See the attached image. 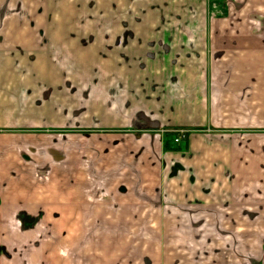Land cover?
<instances>
[{
	"label": "crops",
	"instance_id": "obj_1",
	"mask_svg": "<svg viewBox=\"0 0 264 264\" xmlns=\"http://www.w3.org/2000/svg\"><path fill=\"white\" fill-rule=\"evenodd\" d=\"M232 239L263 255L264 0H0V264H238Z\"/></svg>",
	"mask_w": 264,
	"mask_h": 264
},
{
	"label": "flooded vegetation",
	"instance_id": "obj_2",
	"mask_svg": "<svg viewBox=\"0 0 264 264\" xmlns=\"http://www.w3.org/2000/svg\"><path fill=\"white\" fill-rule=\"evenodd\" d=\"M188 130V129H186ZM189 132L187 135L190 133L191 130H188ZM186 135V137H187ZM260 245V249L263 252L262 256H258L256 253L254 254L253 251H244L245 253L243 255L239 254V251H236V244L237 241L233 239L231 240V250L234 252L235 257L237 259L238 264H264V240L262 239L261 242H258Z\"/></svg>",
	"mask_w": 264,
	"mask_h": 264
},
{
	"label": "rangeland",
	"instance_id": "obj_3",
	"mask_svg": "<svg viewBox=\"0 0 264 264\" xmlns=\"http://www.w3.org/2000/svg\"><path fill=\"white\" fill-rule=\"evenodd\" d=\"M209 1H212V0H209ZM209 17H210V15H209ZM191 131H192V129H190ZM170 138H169V141H172L173 140V142H174V139H175V137H176V135H174V134H167ZM167 136V137H168ZM185 140V138L183 139V140H181L179 143H175V144H180V143H182L183 141ZM28 147H27V149H28V151H33V150H35L36 148L35 147H32V146H30V145H27ZM43 176V175H42ZM13 200H15V198L13 199ZM218 227H219V224H216V226H215V229H216V233H218V234H220V235H238L236 232H234V233H232V234H230L231 232H227V233H222V232H220L219 231V229H218ZM200 234V232H199V230H198V224H192V225H190V232H186L185 233V235H199Z\"/></svg>",
	"mask_w": 264,
	"mask_h": 264
},
{
	"label": "built area",
	"instance_id": "obj_4",
	"mask_svg": "<svg viewBox=\"0 0 264 264\" xmlns=\"http://www.w3.org/2000/svg\"><path fill=\"white\" fill-rule=\"evenodd\" d=\"M188 132L189 131L186 129H174V130H170L169 134L176 135L174 139V143H179L181 140H183L186 137Z\"/></svg>",
	"mask_w": 264,
	"mask_h": 264
},
{
	"label": "trees",
	"instance_id": "obj_5",
	"mask_svg": "<svg viewBox=\"0 0 264 264\" xmlns=\"http://www.w3.org/2000/svg\"><path fill=\"white\" fill-rule=\"evenodd\" d=\"M185 140H186V137H185ZM185 140H184V141H185Z\"/></svg>",
	"mask_w": 264,
	"mask_h": 264
}]
</instances>
